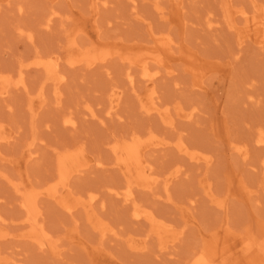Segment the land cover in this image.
I'll use <instances>...</instances> for the list:
<instances>
[{
    "label": "rangeland",
    "instance_id": "rangeland-1",
    "mask_svg": "<svg viewBox=\"0 0 264 264\" xmlns=\"http://www.w3.org/2000/svg\"><path fill=\"white\" fill-rule=\"evenodd\" d=\"M106 1L0 0V264H264V0Z\"/></svg>",
    "mask_w": 264,
    "mask_h": 264
},
{
    "label": "bare ground",
    "instance_id": "bare-ground-1",
    "mask_svg": "<svg viewBox=\"0 0 264 264\" xmlns=\"http://www.w3.org/2000/svg\"><path fill=\"white\" fill-rule=\"evenodd\" d=\"M227 2V1H226ZM108 2L106 0H98V4H100L101 6L104 5V4H107ZM224 4V3H223ZM227 5V4H226ZM227 7V6H226ZM226 9V8H225ZM54 12L55 11H51L49 16H47V18H45V21H44V27H49L51 25V22H52V19L54 17ZM264 14V13H263ZM230 16V15H228ZM245 16V22H246V25L245 27H242L243 29L246 28V35L248 38H250L251 40H253L254 42H256L257 44H260L262 45L264 42V35H263V32H262V25L260 23V19H261V15L259 17V15L257 17H251V16H247V14H244ZM231 19V18H230ZM210 24H211V21H210ZM264 25V24H263ZM230 26V25H229ZM241 27V26H240ZM262 28V29H261ZM245 37V36H244ZM259 45V46H260ZM133 75V74H132ZM131 75V73H128L127 74V78H128V81L129 83H133L134 82V78L133 76ZM0 77H7V78H10V74L7 72V73H0ZM62 78V77H61ZM21 81V80H19ZM19 81H14V85H16V83H19ZM89 106V105H87ZM86 106V107H87ZM87 109L89 110V114L91 116H94L95 115V112L92 110V109H89L87 107ZM88 113V112H87ZM66 124L70 125V126H75V121L72 117H65L64 120H63ZM260 130L257 131V139H256V143L262 145L264 147V133L262 132H259ZM259 132V133H258ZM259 146V145H258ZM194 156V155H192ZM264 162V160H263ZM97 164L98 165H101L102 162L101 161H98L97 160ZM264 164V163H263ZM263 166V165H262ZM264 167V166H263ZM263 189V188H262ZM18 192V191H17ZM125 192V191H124ZM124 192H121L122 194H124ZM115 194L117 195H120L119 192H115ZM121 196V195H120ZM123 200H125L126 202L129 200V197H128V194L127 195H123ZM21 205L25 206V204L23 202H20ZM70 209V208H69ZM70 211V210H69ZM134 215V214H133ZM30 216V215H28ZM26 217V221L28 222H32L31 220H33L34 218L33 217ZM135 216H138V213H135ZM2 219V218H0ZM3 221V219H2ZM152 229V228H151Z\"/></svg>",
    "mask_w": 264,
    "mask_h": 264
}]
</instances>
